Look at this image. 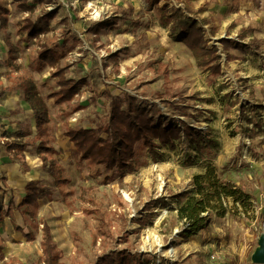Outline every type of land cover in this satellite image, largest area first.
I'll list each match as a JSON object with an SVG mask.
<instances>
[{"label": "rangeland", "instance_id": "1", "mask_svg": "<svg viewBox=\"0 0 264 264\" xmlns=\"http://www.w3.org/2000/svg\"><path fill=\"white\" fill-rule=\"evenodd\" d=\"M165 2L28 0L33 8L23 12L13 0H0V188L9 189L0 192L1 206L6 210L10 197L14 206L20 202L26 180L50 190L35 217L13 207L0 222V264H45L44 224L59 264H119L126 256L132 264H253L264 234V10L252 0H168L170 14L206 20V40L221 57L215 75L196 66L181 35L171 33L173 26H160L158 10ZM50 10L56 11L50 31L24 41L18 24ZM103 20L116 24L89 32ZM222 39L248 45V51L230 48L227 62ZM56 44L67 49L57 66L66 68L68 78L86 82L78 97L60 106L49 98L57 89L53 68L37 59L40 46ZM24 84L37 94L29 95L34 107L45 109L40 137ZM109 93L156 106L170 123L188 125L215 143L199 151L182 135L174 149L156 150L161 157L138 145L133 170L104 171L81 159L64 131L97 129ZM14 140L27 144L23 153L5 151L4 142ZM40 141L55 153L40 152ZM208 165L223 180L239 181L233 184L251 196V206L244 210L227 199L224 217L213 215L206 229L179 237L184 222L177 219V199Z\"/></svg>", "mask_w": 264, "mask_h": 264}, {"label": "trees", "instance_id": "2", "mask_svg": "<svg viewBox=\"0 0 264 264\" xmlns=\"http://www.w3.org/2000/svg\"><path fill=\"white\" fill-rule=\"evenodd\" d=\"M41 4L51 3V0H37ZM193 1V0H188ZM257 6L264 10V0H252ZM16 6L23 12H31L33 6L28 4V0H13ZM169 4L166 0L159 8L161 14L159 24L162 28L171 29V33L181 35V41L190 51L195 60L196 66L208 71L211 74L219 75L221 73V57L218 54L216 46H209L206 40V33L202 25L206 20L198 22L195 18H188L176 12L168 11ZM203 8L198 9V13ZM7 14L6 10H2ZM188 14L190 12L187 11ZM56 15L55 10L43 12L35 18L27 16L19 24L17 33L23 36L24 41L38 39L40 35H45L50 31V23ZM5 21V16H0V20ZM116 24V20H103L94 24L89 32L97 35L101 30H110ZM0 29H4V23L0 22ZM217 32L215 27H211L210 34L214 36ZM239 40L244 38V34L238 36ZM76 43H80L76 39ZM226 61H231L228 53L230 48H235L241 52L248 51V45L241 42L235 43L231 40H220ZM8 51L10 44L7 42ZM67 49L63 45H54L53 47L42 45L37 53V59L40 63L53 68L52 78H55L57 89L53 91L49 98L53 104L60 106L72 102L81 92L86 82L84 79H71L65 74V67H58V63L65 56ZM26 92V101L33 110V118L37 135L41 136L44 130L43 125L46 122L45 109L41 106V111L34 107L29 95H37L32 88L26 84L22 86ZM109 102L100 120L97 129L86 128H67L64 131L66 137L79 153L81 159L88 160L98 168L104 171H114L115 174H121L123 171H131L134 167L135 151L138 145L146 147L152 156L161 157L162 154L156 152L157 149L167 147L174 149L176 143L182 142V135L190 140V145H194L196 150H202L215 142L211 138H203L200 133L194 131L190 126L183 124L180 129L175 124L170 123L161 116L156 106H147L138 102L134 97L124 93L121 96L108 94ZM36 99L35 102H39ZM27 148L26 143L19 141L4 142L6 152L16 151L23 153ZM38 150L45 153H55L51 147L43 146V142L38 143ZM43 166L47 171L52 172L53 168ZM221 173V171H220ZM8 188H0V192L5 194ZM23 195L20 202L14 206L10 197L8 207L3 210L0 202V222L5 217H10V211L15 207L21 214L33 218L37 215L40 208V201L50 195V190L39 181H29L23 188ZM231 199L233 204L240 202L244 210L251 206L249 200L251 196L241 188L236 187L230 180H223L216 166L208 165L202 174H196L192 178L191 189L180 194L177 199V219L183 221L179 237L190 238L198 232L207 228L211 216L218 218L224 217L227 206L226 200ZM163 200H161L162 202ZM236 210V208L234 207ZM20 230V228H17ZM21 231V230H20ZM41 250L43 262L45 264H59L60 256L52 240L49 227L44 224L42 228ZM27 241H31L29 234L24 235ZM131 256L123 258L119 264H132Z\"/></svg>", "mask_w": 264, "mask_h": 264}, {"label": "water", "instance_id": "3", "mask_svg": "<svg viewBox=\"0 0 264 264\" xmlns=\"http://www.w3.org/2000/svg\"><path fill=\"white\" fill-rule=\"evenodd\" d=\"M253 264H264V234L260 235L257 241V247L251 255Z\"/></svg>", "mask_w": 264, "mask_h": 264}, {"label": "crops", "instance_id": "4", "mask_svg": "<svg viewBox=\"0 0 264 264\" xmlns=\"http://www.w3.org/2000/svg\"><path fill=\"white\" fill-rule=\"evenodd\" d=\"M257 170H260V167L259 168H256ZM261 171V170H260ZM236 178V177H235ZM27 181H29V180H26L25 182H24V185H23V187H22V189H21V191H20V194L22 193V195H23V193H24V191H23V188H24V186H25V183L27 182ZM235 181L233 180V183H234ZM238 182L239 181H237V182H235V184L237 185V186H239V184H238ZM9 186V185H8ZM255 250V249H254Z\"/></svg>", "mask_w": 264, "mask_h": 264}, {"label": "bare ground", "instance_id": "5", "mask_svg": "<svg viewBox=\"0 0 264 264\" xmlns=\"http://www.w3.org/2000/svg\"><path fill=\"white\" fill-rule=\"evenodd\" d=\"M125 197H127V195H125ZM162 217V216H161ZM159 220V219H158Z\"/></svg>", "mask_w": 264, "mask_h": 264}]
</instances>
